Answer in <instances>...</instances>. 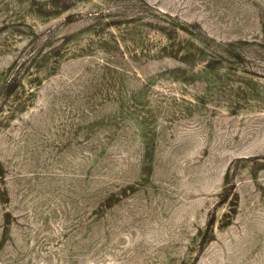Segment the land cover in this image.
Instances as JSON below:
<instances>
[{"label": "rangeland", "instance_id": "rangeland-1", "mask_svg": "<svg viewBox=\"0 0 264 264\" xmlns=\"http://www.w3.org/2000/svg\"><path fill=\"white\" fill-rule=\"evenodd\" d=\"M0 264H264V0H0Z\"/></svg>", "mask_w": 264, "mask_h": 264}]
</instances>
